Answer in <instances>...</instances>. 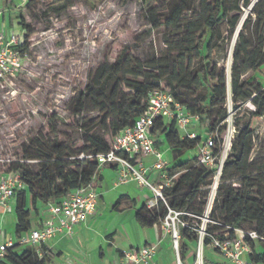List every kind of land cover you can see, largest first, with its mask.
I'll return each instance as SVG.
<instances>
[{
	"label": "trees",
	"instance_id": "obj_1",
	"mask_svg": "<svg viewBox=\"0 0 264 264\" xmlns=\"http://www.w3.org/2000/svg\"><path fill=\"white\" fill-rule=\"evenodd\" d=\"M250 3L251 0H203L200 24L190 27L185 22L187 15L193 12L189 1L172 2L170 10L156 23V27L164 26L173 31L187 27L188 33L171 49L177 56L172 59L168 56L154 58L149 63L124 56L117 63L99 66L79 95L74 111V116L79 118L91 113L93 108L98 114L96 119L90 120L91 126L87 120L82 122L87 125L79 124L85 137L83 147L73 150L55 136L48 144L39 143L43 149L38 152V159L35 158L38 160L36 165H13L25 184V189L15 195V236L18 241L32 231L31 214L38 203L59 204L73 191L92 181L94 185L102 181L96 156L109 152L111 143L98 133L89 134L90 130L100 128L113 139L134 125L145 111L149 95L155 90H169L176 102L191 115L198 116L207 139L215 137L213 153L215 156L220 154L221 137L227 129V79L223 70L217 74V65L211 62V56L223 41L221 24L225 23L229 35L232 34L239 22V15L235 12H240L241 6L248 7ZM253 5V14L245 22L234 48L231 75L233 107L238 109L241 104L250 102L253 111H247L250 120L245 126L240 124L239 117L235 120L237 136L232 144L233 154L224 161L209 218L216 224L215 229H227L230 241L237 239L235 230L256 233L259 237L257 242L245 238L251 248L249 259L254 264H264V161L249 164L254 137L252 121L264 119V0ZM70 7L72 0H63L59 4L51 2L46 11L60 14ZM17 25L25 31V52L30 28L23 18L18 19ZM193 59L197 63L189 68ZM185 61L189 66H185ZM144 69L154 72H143ZM250 73L252 78H246ZM180 134L174 121L159 120L151 130V136L158 141L157 147L160 149L162 139L172 154V162L167 169L169 175L173 177L183 173L171 188L164 190L163 196L169 208L180 213V222H185L190 214L202 215L203 210L197 209L196 205L201 201L203 188L210 185L217 170H207L198 165L196 152L202 143L200 138H181ZM81 156L92 158L80 159ZM236 178H239L238 182ZM204 204L202 202L201 206ZM167 214L166 206L159 202L152 212L141 210L137 221L144 227H153L159 225ZM246 227H250L248 231ZM179 233L180 260L184 264L187 254L196 256L199 238L188 228H180ZM210 233L205 238V247L215 239ZM219 239L222 242L226 240L223 236ZM19 247L21 245L17 244L9 250V264L47 263V258H39L34 247L25 246L18 253ZM203 263L212 264L206 258Z\"/></svg>",
	"mask_w": 264,
	"mask_h": 264
},
{
	"label": "rangeland",
	"instance_id": "obj_2",
	"mask_svg": "<svg viewBox=\"0 0 264 264\" xmlns=\"http://www.w3.org/2000/svg\"><path fill=\"white\" fill-rule=\"evenodd\" d=\"M62 1L0 0L6 10L11 29L13 22L20 18H23L30 28L22 69L13 84L9 85L7 90L0 91V184L16 174L13 166L15 163L29 166L38 163L35 158L38 159V152L43 149L39 143L48 144L57 136L63 144L73 150L83 147L85 137L79 124L87 120L91 126L90 120L96 119L98 114L93 108L91 113H85L79 118L74 116V111L79 95L99 66L117 63L123 60L124 56L137 59L141 63H149L154 58L160 59L164 56L172 59L177 54L171 49L188 33L187 27L179 31L169 30L164 26L156 27V23L170 10L172 2L178 0H148L146 3L141 0H72V7L60 14L46 11L51 2L59 4ZM188 1L193 12L187 15L185 22L186 26L191 27L200 24L199 14L203 0ZM257 1L251 0L248 7L241 6L240 12H235V15H239V22L232 34L229 35L225 23L221 24L223 41L211 56V62L217 65V74L223 70L227 79V129L221 137L222 144L220 154L216 155V166L233 154L232 144L237 136L234 127L236 118L239 117L240 124L245 126L250 120L247 111H253L250 102L241 104L238 109L233 107L231 75L235 45L245 22L253 14V4ZM15 27L18 33L24 35L25 31L17 22ZM196 63L193 59L190 66L187 61L184 64L190 68ZM143 72L154 71L144 69ZM246 78H252V74ZM125 92L129 91L125 89ZM252 129L254 137L249 164H260L264 161V119H254ZM205 132L200 123L189 128L188 134H195L196 138L203 142L208 137ZM92 133L104 136L109 143L113 140L110 134H105L100 128L90 130L89 134ZM180 135L181 138H186L187 133ZM160 141V150L165 159L172 160L168 157L170 150L162 139ZM204 168L210 170V167ZM182 175L183 173H179L172 177V186ZM215 176L216 173L211 178L210 185L203 188L201 201L197 202L196 208L203 210L201 216L190 214L187 221L179 222L175 219V214L171 215L170 222L175 219L176 230L188 228L198 234L196 256L188 254L187 258L185 257L186 264H204V258L211 263H228L224 253L212 243L204 246L205 238L210 232L216 240L221 241L220 236L228 238L227 229H215L216 224L207 213ZM221 177L222 173L218 188ZM235 180L238 182L239 178ZM231 182L233 180L229 184ZM158 184L159 181L154 185ZM202 202L205 203L203 207ZM162 226L163 223L160 222L159 228L174 241L173 229L167 231ZM249 228L246 227L245 230L248 231ZM236 235L237 238H242L239 232H236ZM179 261L180 263L177 258V264H182L180 243Z\"/></svg>",
	"mask_w": 264,
	"mask_h": 264
},
{
	"label": "built area",
	"instance_id": "obj_3",
	"mask_svg": "<svg viewBox=\"0 0 264 264\" xmlns=\"http://www.w3.org/2000/svg\"><path fill=\"white\" fill-rule=\"evenodd\" d=\"M5 9L0 5V91L7 90L16 79V75L22 69L25 52L23 51V34L4 29L2 21L5 16ZM159 120L168 122L174 121L180 133H187L186 137L195 139V134H188L189 128L200 124L198 116L191 115L182 105L175 101L169 90L158 89L153 91L146 102L143 114L136 120L132 127L122 130L117 134L111 144L109 152L96 156L99 169L116 166L120 172V183L125 184L128 180H134L137 185L144 189H149L153 197L145 205L148 211L157 209L159 202H163L170 216H166L162 221L164 230L173 229L174 249L179 258V230L175 228V219L179 222L180 213L172 211L163 196L165 189L172 187V177L167 169L169 162L166 161L163 153L157 147L158 141L151 136V130ZM215 147V137H209L203 141L196 152L198 165L210 167V170H217L214 183L220 178L224 160L216 166V156L213 149ZM193 155V154H192ZM92 156H81L80 159ZM153 160L150 166L146 165V159ZM158 173L159 184L147 177L148 173ZM219 182V180H218ZM213 183V186H214ZM211 186V197L207 206V213L213 208L217 188ZM25 189L18 174L10 176L9 180L0 184V212L5 215L9 209V202L15 198L16 192ZM98 194L93 181L87 186L81 187L68 197L62 199L59 204H49V220L46 221L42 229L34 230L26 234L17 243L6 241L5 233L0 230V264H9L7 256L9 250L15 245L36 246L55 238L58 235H72L74 227L85 224L97 210ZM167 214V215H168ZM175 214V219L171 220V215ZM180 229V228H179ZM242 238L230 241L228 238L224 242L213 239L212 245L220 249L228 263L230 264H254L249 259L251 253L246 237L250 240H259L256 233L235 230ZM228 236V235H227ZM157 252V245H146L140 248H133L122 254L121 264H149Z\"/></svg>",
	"mask_w": 264,
	"mask_h": 264
},
{
	"label": "crops",
	"instance_id": "obj_4",
	"mask_svg": "<svg viewBox=\"0 0 264 264\" xmlns=\"http://www.w3.org/2000/svg\"><path fill=\"white\" fill-rule=\"evenodd\" d=\"M0 5L3 6L1 2ZM16 22L18 20L13 22L14 30ZM1 26L11 31L6 13ZM170 155L168 157L172 158ZM145 161L147 166L153 162L151 158ZM166 161L170 165L171 159ZM100 175L102 181L94 185L99 196L95 214L85 224L75 226L72 235H58L46 243L31 246L39 258L46 257V264H121L124 252L157 245V252L149 264H177L173 241L162 232L159 225L144 227L137 221V214L141 210L151 212L145 205L153 197L152 192L140 188L134 180L120 183V172L116 166L102 168ZM147 177L154 183L159 181L156 172L148 173ZM48 205L38 203L36 210L32 211V231L42 229L49 220ZM15 207L16 200L13 198L6 214L0 212V230L4 231L6 241L17 243ZM24 248L21 245L16 252L20 253Z\"/></svg>",
	"mask_w": 264,
	"mask_h": 264
},
{
	"label": "bare ground",
	"instance_id": "obj_5",
	"mask_svg": "<svg viewBox=\"0 0 264 264\" xmlns=\"http://www.w3.org/2000/svg\"><path fill=\"white\" fill-rule=\"evenodd\" d=\"M228 142H230V139L228 140ZM218 180H219V178H217L216 181H215V183H214V186H213L214 191H215V189L218 186Z\"/></svg>",
	"mask_w": 264,
	"mask_h": 264
}]
</instances>
